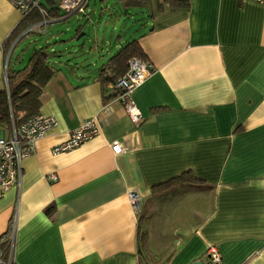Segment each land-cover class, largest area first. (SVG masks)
<instances>
[{"label": "crops", "instance_id": "obj_1", "mask_svg": "<svg viewBox=\"0 0 264 264\" xmlns=\"http://www.w3.org/2000/svg\"><path fill=\"white\" fill-rule=\"evenodd\" d=\"M187 1L136 5L148 13L136 39L153 66L133 91L141 121L133 124L114 102L98 135L58 154L51 148L115 93L99 77L111 55L53 60L39 113L57 126L34 143L18 183L0 199V240L13 229L15 264H139L141 232L150 264H205L208 245L221 264H264V6ZM21 18L0 0V89L23 32L7 51L5 41ZM83 47L71 54L85 56ZM183 172L208 186L153 195ZM129 191L141 196L138 213Z\"/></svg>", "mask_w": 264, "mask_h": 264}, {"label": "built area", "instance_id": "obj_2", "mask_svg": "<svg viewBox=\"0 0 264 264\" xmlns=\"http://www.w3.org/2000/svg\"><path fill=\"white\" fill-rule=\"evenodd\" d=\"M19 13L21 17L30 12H38L42 15L39 22L28 27L22 34L31 31L41 32L48 22L45 17L43 0H6ZM88 0H57L59 11L67 16L76 12H85ZM259 3L264 6V0H247ZM14 45V44H13ZM9 54V53H8ZM152 64L139 57H132L128 62L127 70L118 77L112 84L115 93L112 100L105 101L99 111L82 121L78 127L73 129L69 137L54 145L51 148L52 154L69 151L90 138L99 134L102 124L107 121L108 115L112 111V106L117 103L133 123H139L142 119V113L138 108L134 98L133 91L137 88L152 72ZM5 86L7 88L6 64L4 66ZM57 126V120L50 115L37 113L27 117L19 123L12 122L9 127V135L0 133V199L15 186L21 175L22 161L33 152L34 143L45 136L47 132ZM111 149L118 153L121 151V144L113 142ZM49 178L56 180L54 174ZM131 207L135 212H139L142 207L141 196L134 192H128ZM14 243L13 234H9L6 239L0 241V264H15L13 260ZM205 264H221V255L215 245H208L205 249Z\"/></svg>", "mask_w": 264, "mask_h": 264}, {"label": "trees", "instance_id": "obj_3", "mask_svg": "<svg viewBox=\"0 0 264 264\" xmlns=\"http://www.w3.org/2000/svg\"><path fill=\"white\" fill-rule=\"evenodd\" d=\"M158 1L161 6L167 5V7L170 8L186 7L188 5L187 0ZM146 2L147 0H124L125 5L129 6L145 5ZM43 6L45 9V17L49 21L53 19H65L64 17H66V15L59 11L57 0H45ZM41 19L42 15L35 11L23 16L16 28L5 41V50H8L19 33L23 32L36 22H39ZM31 32L23 34L20 39L24 38ZM16 45L17 43L15 42L10 54ZM52 53L54 54V51H49L47 45H35L30 52L26 64L16 70L8 68L9 58L7 59V88L4 86L0 89V128L10 127L12 122L17 124L25 118L39 113L44 88L55 72V68L51 65ZM132 57L145 58L142 48L138 44L136 38L122 43L119 49L108 58L103 68L100 69L99 77L102 86H110V88H112L114 81L127 70L128 62ZM178 185L197 189L208 186L203 183L202 180L194 177L190 172H183L157 184L152 188V193L153 195H158ZM51 209L52 207L49 206L45 209V212L49 213ZM139 245V264H150L152 258L149 254L143 252L147 251L145 232H141L140 234ZM154 258L156 257L154 256ZM155 261L158 260L156 259Z\"/></svg>", "mask_w": 264, "mask_h": 264}, {"label": "rangeland", "instance_id": "obj_4", "mask_svg": "<svg viewBox=\"0 0 264 264\" xmlns=\"http://www.w3.org/2000/svg\"><path fill=\"white\" fill-rule=\"evenodd\" d=\"M147 15L144 8L127 6L123 0H88L85 12L73 13L63 20L53 19L42 32L29 33L17 43L12 54L9 52L6 61L9 58V68L15 65L23 67L33 46L47 45L49 51H54L51 64L59 58L60 53V59L64 62H78L86 58L100 62L103 56L112 55L122 43L136 38L142 31ZM82 47L85 56L71 54L74 49ZM90 48L94 49L92 56L89 54ZM106 61L104 58L103 63Z\"/></svg>", "mask_w": 264, "mask_h": 264}, {"label": "water", "instance_id": "obj_5", "mask_svg": "<svg viewBox=\"0 0 264 264\" xmlns=\"http://www.w3.org/2000/svg\"><path fill=\"white\" fill-rule=\"evenodd\" d=\"M192 264H201V262L197 261V262H193Z\"/></svg>", "mask_w": 264, "mask_h": 264}]
</instances>
